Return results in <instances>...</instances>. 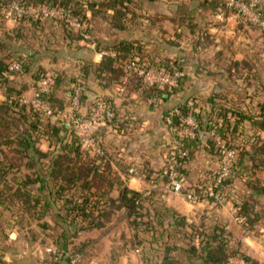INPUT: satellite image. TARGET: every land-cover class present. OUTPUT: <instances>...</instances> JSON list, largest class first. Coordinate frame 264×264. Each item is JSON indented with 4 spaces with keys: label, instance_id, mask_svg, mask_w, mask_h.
<instances>
[{
    "label": "rangeland",
    "instance_id": "1",
    "mask_svg": "<svg viewBox=\"0 0 264 264\" xmlns=\"http://www.w3.org/2000/svg\"><path fill=\"white\" fill-rule=\"evenodd\" d=\"M19 1L22 2V0ZM78 1L82 3L86 0ZM130 1L127 7L132 10H129L125 23H129L130 28L133 29L140 26L143 28L144 21L148 20L150 25L152 22H156L157 19H161V11L167 6L166 0H145L143 2L134 0V3ZM147 1L150 2L147 3ZM15 5H18L16 0H0V39H8L6 40L7 46L5 49H0V58L2 57V62L7 65L12 66L15 61H18L20 65L17 70H12L10 66L9 70L1 73L4 80L0 79V103L8 95H16L20 97L21 103L30 104L39 110L41 114H45L44 116L60 122V126L65 123H72L73 127L77 128L76 118L82 119L88 109L86 104H82L80 107V93L89 86H93L96 91L100 89L97 82L93 84L88 81L83 70V68H87L85 65L87 62L82 61L80 63L82 59L79 57L83 56L84 53L88 54L86 56L91 59L95 58L96 54L100 58L104 54L115 55V51L107 50V48H105L103 54L94 53V50H98L99 41L113 40L120 36L115 34L114 29L97 15L88 13V19L79 20L73 18L66 9L57 6L52 7L58 9L59 13L57 15L47 14L39 9L47 8L48 5L28 4L24 1L19 5L24 12L18 13L15 11ZM74 5L78 4L74 3ZM140 5H143L144 8L139 7ZM86 9H89L88 6ZM132 11L137 15H132ZM63 13L64 17H62ZM238 18L240 19V17ZM77 20L80 21L81 25L74 26L71 24V21L78 22ZM204 33L206 32L204 31ZM118 34L122 35V32ZM205 35H208V33ZM145 37L141 35L138 38L144 39ZM143 44L138 45L137 43L135 51L146 57V44ZM226 47L221 46V49H217L216 46L210 48L213 52L216 51L214 57H219L216 62L211 63V66L216 67L215 64H217L222 67L224 77L210 75V77H206L207 80L203 76L194 73L197 76L192 79L199 81V83L204 82V80L210 81L213 88L219 85L220 88L216 91L218 93L213 88L209 94L187 93L185 91L186 97L194 99L195 109L203 114V120L206 117L209 118L212 113V109L209 110L212 106L210 98L214 92L215 97L213 100L216 106L213 113L223 114L226 112V106L232 107L237 102L240 104L239 107L244 110L243 100L247 97L245 93H232V90L230 91L227 87V68L230 65L228 54L230 50ZM203 48H206V45ZM83 49H87V52H84ZM130 60L121 62L120 67L125 65L127 68ZM21 62L23 65H30L31 70L22 71ZM145 65L150 69L167 73L163 68L150 67L151 63ZM193 66H196V63L184 66L185 77L183 78H187L188 81L191 79L190 74L194 71ZM174 70L178 71L179 69L175 68ZM44 72L46 73L42 78L52 75L49 90L53 88V94L58 98V106L62 107L56 109V111L53 110L54 113L52 114L46 113L45 109L37 106V100L40 99L37 96L38 83L40 82L38 79L39 75ZM58 78L60 80L59 85L56 84ZM180 79H178V85L173 88L168 84L161 88L168 91L170 94L168 97H171L172 100L177 99L180 94ZM102 81L100 79V82ZM129 83L128 89L125 86V91L119 92L118 87L121 82L111 80L106 88L109 93L102 94L100 97L113 101L114 96L124 98L125 105H129L131 100L129 99V103L126 100L128 94L131 97ZM184 85L189 84L185 83ZM74 88V94H68ZM77 92L79 93L78 103L77 106H74L73 99ZM126 92L129 93L126 95ZM160 99L157 97L151 104L156 105ZM257 99L258 95H256ZM143 100L146 99L142 98ZM168 108L169 105L163 107L162 110ZM33 112L26 110V113L31 116H33ZM252 113L256 114L257 112L254 110ZM218 117L219 115H212L208 121H214ZM106 122L95 124L91 132L97 126L107 124ZM213 126H215V123L212 122L211 127ZM110 127L113 128V125H110ZM102 136L99 137L100 145L93 141V146H83L84 149L92 154L106 153L109 157L110 152L104 140H101V138L103 139ZM108 137L110 140L113 136L109 134ZM34 138L37 140V147L47 154L46 157L37 158L31 155L30 157L20 158L19 154H16L17 152L13 153V150L11 151V149L9 150L7 147L0 145L5 150L4 163L10 164L7 181L0 184L2 191L4 188L6 189L4 194H0V264H192L185 258L182 249H188L191 246L200 248L202 241H207L213 233L219 234L220 237L217 241L213 240V245L221 242L222 246L227 247L229 251L234 249L244 250V235L248 231H253L254 234L261 233L262 235L261 229H264V197H255L256 200L253 205L256 212L254 216L260 217L255 222L257 226L254 223L245 225L244 220L238 218V209L235 213L232 210L228 212L226 205L234 199L242 198L240 191L244 182L239 176L232 183L225 185L223 193L220 191L211 192L210 189L207 192L208 189H206L203 197L202 192H196L193 183H196L195 180L200 177L202 172H218L222 167L219 151L206 146L198 147L193 155H189L183 162V169H186L187 177L193 183L185 185L182 191L175 192L171 190L168 186V180L159 178L156 182L157 186L153 188L156 191L155 195H150L147 198L143 197L145 200L142 206L133 216L129 217L125 209H118L108 216L109 219L105 220L101 227L92 228L90 220L80 217L79 219L83 221L74 224L75 222H71V220L77 217H60L64 213L65 208L62 206L66 203V200H82L85 196H93V194L98 193V190L91 188L89 192L78 187L80 185L71 187L65 184V191L63 192L66 195L65 200L57 197L56 206L54 208L47 207V210L41 204L37 205L35 196L40 195L37 189L40 183L37 181L32 183V181L40 176L38 174L40 169L43 175L48 173L51 165L50 155L57 149V146L55 143H50L44 134L38 135L34 132ZM145 150V148L141 149L144 153ZM249 164L251 168L254 166L252 177H260L262 179L260 184L264 186V157H259L255 163L250 161ZM129 168L131 170L130 174L133 175L135 167ZM127 174L129 176V173ZM26 180L32 183L28 187L24 186ZM58 183L61 182L58 181ZM153 190L147 188L138 191L145 196ZM115 194L117 193L114 190L113 195ZM190 194H197L201 197L194 200L189 197ZM93 198L91 199L94 200ZM186 203L190 204L188 208L184 206L187 205ZM68 205L72 206L70 203ZM97 209L95 208L91 212L95 213V216L100 213V210ZM165 209H168V213L165 212ZM170 209L176 211V215ZM171 215L172 217H178L176 218L177 225L182 226V228H179L180 231H175L168 225V222L173 223L172 221H174L169 220ZM85 219L87 222H84ZM168 249L169 251L172 250L170 254H168ZM166 255L167 257L169 255V257L166 258ZM234 258L237 260L238 257ZM230 259L232 260V257Z\"/></svg>",
    "mask_w": 264,
    "mask_h": 264
},
{
    "label": "trees",
    "instance_id": "2",
    "mask_svg": "<svg viewBox=\"0 0 264 264\" xmlns=\"http://www.w3.org/2000/svg\"><path fill=\"white\" fill-rule=\"evenodd\" d=\"M23 1L28 4H46L50 7L57 6L62 9H66L73 18H77L79 20L88 19L86 9L87 6L93 13L101 12V8L102 11H106V9H112L114 11L111 16L112 25L115 28L124 29L126 25L125 21L127 20V14L129 12L127 4L130 0H95L82 2L83 4L78 0H22V2ZM227 1L228 0H220L218 9L222 10V8L227 7L235 12L233 8L227 6ZM16 2H18V4H22V2H20L19 0H16ZM74 3L78 5H74ZM96 6H99L97 7L99 8L98 10H96ZM262 15L264 16L263 10ZM240 20L246 25L253 27L256 32L264 38V31L260 27V25H258L257 23L246 21L242 18H240ZM6 40H4L3 38L0 39V49H5V47L7 46ZM136 46L137 43L131 40H121L118 43L110 46H100V50H105V48H107V50H113L116 52L115 55H105L102 62L98 64L99 66L97 67V74L100 76L101 81L106 80L107 85L111 80H117L118 83L122 82L127 75V68L125 65L124 67H120L119 64H121V62H123L124 60L130 59H137L144 64L151 63L150 67H157V69L163 68V70H166L170 75H173L175 73V68H178L179 70L184 69L183 61H152V59H150L147 55L146 57H144L137 51H135ZM1 58L0 79L2 78L4 80V76L1 73L3 71L9 70L11 65H7L6 63L2 62ZM21 65L22 71L31 70L32 68L30 65H23L22 62ZM234 65L236 68V70H234V74L236 75L237 79H241L242 82H247L249 85H251L253 81L256 84L260 83L259 87L262 86L261 88L262 90H264V81L262 79H258V75L253 72V68L250 64L235 62ZM106 72L110 74H107L108 77L103 76V73ZM45 73L46 72L39 75V81ZM86 73L87 70L85 71V74ZM231 75H233V72H231ZM183 77H185V75ZM183 77L180 79V90L182 89L186 81V79ZM59 81L60 80L58 78L56 82L57 85H59ZM128 83L129 85H142L141 87L144 88L145 93L152 97H159L163 99L166 95H170L168 91L161 89V85H145L142 79L135 74H131L128 77V81L125 85L127 89ZM219 88L220 86L217 85L213 90L216 92L219 90ZM74 92L75 88L72 89V91H69L68 94H74ZM215 92L212 93L213 95L210 98V103L212 104V106L209 110L212 109V113L210 114V117H206L205 120H203V114L196 111V103H194V99L190 97L187 98L184 102H178L169 109L170 111L171 109L176 107L180 111L179 114H174L172 116V126L180 127L182 124L185 125V119L188 117L195 120L198 124V131L194 137L184 135L180 138V149L187 151V155L184 158H181L179 160L180 164H178V169L185 179V184H191L193 183V181H191L187 177L188 175L186 169H183V162L189 157V155H193V152L198 149V147L206 146L210 149L215 148V150L219 151V155L223 160V153L220 151L217 141L214 140L210 135V131L214 129L216 135L224 139L229 147L236 150V159L230 168L229 176H227L226 178H221L220 180L219 170L218 172L207 173L203 180L198 181L199 183H193L196 192H202L203 197L205 195L206 189H208L207 192H209L210 189L214 192L220 191L221 193H223L225 185L232 183V181L239 176L240 178L246 177L245 185L251 190V192L264 195V186L260 184V180L258 178L252 177L251 174H253L254 172V166L253 168H251L249 164L250 161H253V163H255L259 157H264V142L261 145H257L256 143L253 144L252 148L248 150L243 148L242 143H240L242 142L243 138L241 125L245 120L253 119L254 123L264 130V99L259 102V109L256 111V114L246 113V111L242 110L239 107V102L235 103V105H232V107L226 106L225 113L217 114L216 112L213 113L214 107L216 106V103H214L213 100V98L215 97ZM39 98L40 101L49 104L54 111H56V109L62 108L61 106H58V98L53 94V88L46 92H40ZM190 101H193L192 105L189 104ZM88 103H90V105H88ZM99 103H104L108 108L112 110L113 116L110 119H105V121H107V125L115 126L119 118V111L115 102L107 98L102 99L101 97L93 94L90 87L83 89L79 97L80 107L82 104L88 105L86 115L83 118L90 117L94 108ZM27 109L31 112L34 111L33 116L26 113ZM169 111L167 112V115ZM44 115L45 114H41L39 110L35 109L30 104L21 103L20 97L16 95H8V97L4 98V100L0 103L1 146H5L9 150L11 149V151L13 150V153L17 152L16 154H19L20 158H25L27 156L30 157L31 155L37 158L46 157L47 154L41 151V149L36 145L37 140L34 138V132H36L38 135L44 134L45 137H47V139L50 141V143H55L57 146V149L52 152V155H50L51 165L49 166L50 170L48 171V173L46 175H43V172L40 169L38 171V174L40 176L36 180L32 181V183H36V181L40 183L37 188L38 192H40V195L35 196L37 205L41 204V206H43L44 209L47 210V207L54 208V206H56V202L58 201L57 197L65 200L66 195L63 193L65 191V184L71 187L80 185L78 187H81L82 189L87 191H89L91 188H95L98 190V193H92L94 198L93 196H85L82 200H66V203H64V205L62 206L63 208H65L64 213L60 215V217H77L76 219L71 220V222H75L74 224L80 223L83 221V218H86L90 220L89 222L92 223L91 226L92 228H94L97 226L101 227L103 222L109 219L108 216L112 215V213H114L118 209H125L129 217L133 216L134 214H136V211L139 210L142 206L143 201L145 200V198L143 197L147 198L150 195H155V189L153 190V192L147 193V195L144 196V194L140 191L130 188L120 175L113 172L110 159L106 153L92 154L87 149H84V144L82 142L78 129L74 128L72 123H65L60 126V122ZM212 115H219V117L214 121H208V119H210ZM212 122L215 123V126L213 127H211ZM102 127V125L97 126V128L90 132L89 135L92 141L99 143V145L101 144L99 141V137L102 134ZM5 131H7L8 133H6ZM202 133H205L208 136L206 143H204ZM172 151L173 149H171V145L168 144L166 158L168 154L172 153ZM4 159L5 150L0 147V184L3 181H7V177L10 172V164H5ZM165 163L166 159L164 165ZM34 164L36 163L34 162ZM30 166L32 167L31 163ZM163 167L152 173L149 172L150 179L154 183H156L159 178L167 179L162 175ZM58 181L61 183H58ZM32 183H29V181L26 180L24 181V186L26 185V187H28ZM51 183L53 184L52 186L50 185ZM114 190L117 193L115 195H113ZM5 191V188L3 189V191L0 189V194H4ZM91 198H93L94 200H92ZM255 200V197L245 196L238 205L239 217L244 218V223H246L245 225H248L249 223H254V225H256L255 222L258 218H260L254 216L256 213L253 207ZM69 203L72 204L71 207L68 205ZM95 208H98L97 210H100L98 216H95V213H91ZM170 210L176 215V211L172 209ZM165 212L168 213V209H165ZM79 217L82 219H79ZM176 218L178 217H172L171 215V217H169V220L172 219L174 221H172L173 223L168 222V225H170L172 229H175V231H180L179 228H182V226L177 225ZM86 219L84 220V222H87ZM219 238V234L213 233L210 235V238L207 241H202V245L200 248L191 246L188 249H182V252L185 253V258L189 260V263L192 264H198V262H200V264H238L232 262L230 259L231 257L241 258L246 264H259L257 260L246 254L244 250L234 249L233 251H229L227 247L222 246L221 242L217 245H213V240L217 241L219 240ZM171 251L172 250L169 251L168 249V254H170ZM168 257L166 255V258Z\"/></svg>",
    "mask_w": 264,
    "mask_h": 264
},
{
    "label": "crops",
    "instance_id": "3",
    "mask_svg": "<svg viewBox=\"0 0 264 264\" xmlns=\"http://www.w3.org/2000/svg\"><path fill=\"white\" fill-rule=\"evenodd\" d=\"M219 1L166 0L167 6L161 11V19H157L156 22H152L150 25L148 20L144 21L145 25H143V28L140 26L134 29L130 28L129 23H126L124 29L115 28L111 23V16L114 12L112 9L102 11L101 8V12L99 13H93L90 9H87V15L89 13L97 15L101 20L104 19L114 29L113 32L120 36L113 40L99 41L98 50H94V53L103 54L105 52V50L99 49L100 46H110L121 40H131L142 45L145 43L147 56L152 61L171 62L180 60L184 62V66L196 63V66L192 68L194 69L193 73L190 74L191 79L188 81L186 78L187 81H185L189 85L182 87L177 98L178 100H172L171 97L166 95L156 105L151 104L157 97L147 95L143 87L136 85H130L129 91L131 92V97H129V92H126V95L128 94L126 100L129 103L130 99L131 104L125 105L124 98L112 97L119 111V118L113 128L107 124H102L101 136L103 135V139L101 138V140H104L110 152L109 159L113 171L122 178H125L127 185L132 189L144 190L148 188L153 190L157 186V183H154L150 179L149 172L152 173L161 169L165 162L167 145L171 136L169 124L165 117L166 112L178 102H184L188 98L186 97V92L200 94H209L211 92L213 85L210 81L204 80V82L199 83V81L192 79L196 78L197 75L203 76L204 79H207L206 77H210V75L224 77L222 67L217 64H215L216 67L211 66V63L216 62L219 58L214 57L216 51L213 52L210 49L211 47L216 46L217 49H221V46H227L226 48L230 50L228 54L230 65H228L227 69L230 70H227V87L230 91L232 90V93H245L247 99L245 98L243 100L244 104H242L246 113L252 114V111H257L259 109V102L264 99V90H262V86L259 87L260 83L256 84L253 81L249 85L247 82L244 83L241 79H237L234 74V70H236L235 62H243L250 64L253 72L258 75V79L264 81V38L253 27L243 23L232 9L224 7L222 10H219ZM130 2L134 3V0ZM149 2L147 1V3ZM142 6L140 5L139 7L144 8ZM97 7L99 6H96V10L99 9ZM262 8L264 11V1ZM152 9L155 11L154 7ZM147 10L149 12L148 8ZM133 14L137 15L132 11ZM204 31L206 33L203 34ZM120 32H122V35L118 34ZM207 33L208 35H205ZM141 35L146 37L144 39L138 38ZM205 45L206 48H203ZM83 50L87 52V49ZM86 55L88 54L84 53L83 56L79 57L82 59L80 63L82 61L87 62L85 64L87 68H83L84 74L87 70L85 75L88 81H91L93 84L97 82L100 88L99 91H96L93 86H89L91 92L99 97L102 94H108L109 91H106L108 86L107 81L103 80V83L100 82V76L97 74L98 64L102 62L105 54L104 56L101 55V58L96 54L95 58L92 59ZM231 72H233V75H231ZM194 73L197 75L195 76ZM107 74L109 73H103V76H107ZM256 95H258L257 100ZM142 98L146 100L142 101ZM168 105L169 108L167 110H162L163 107L165 108ZM241 131L243 138L240 143H242L243 148L248 150L255 143L257 145L263 144L264 130L257 126L253 119L245 120L241 125ZM109 134L113 136L110 140ZM202 135L204 143H206L208 136L205 133H202ZM142 148L146 149L145 153L147 154L141 151ZM129 167H135L133 175L130 174L131 170H129ZM127 173H129V176ZM206 174L207 172H202L195 182L203 180ZM257 178L262 181L260 177ZM242 181L245 183L246 177H243ZM244 183L240 191L242 198L230 201L226 205L228 212L232 210L235 213L237 209L239 210L238 205L245 196L264 197L262 194L251 192L245 185L246 183ZM189 205L184 206L188 208ZM238 218L244 220L242 217ZM261 231L262 235L261 233L254 234L253 231H248L244 235V251L257 260L259 264H264V229H261ZM235 259L232 257L231 261L238 264H246L241 258Z\"/></svg>",
    "mask_w": 264,
    "mask_h": 264
},
{
    "label": "built area",
    "instance_id": "4",
    "mask_svg": "<svg viewBox=\"0 0 264 264\" xmlns=\"http://www.w3.org/2000/svg\"><path fill=\"white\" fill-rule=\"evenodd\" d=\"M20 4L15 5V11L18 13L24 12L19 7ZM262 5L263 0H228L227 6L233 8L237 17H240L246 21L252 23H257L264 31V16L262 15ZM50 6L47 8L43 7L39 10L46 12L47 14L57 15L58 9H54ZM64 17V13L63 16ZM76 20V19H75ZM78 21V20H77ZM79 22V23H78ZM71 21V24L74 26L81 25L80 21ZM12 69H19L20 65L18 61L12 63ZM131 74H135L142 79V81L147 85H170L171 88L178 85V79L184 76L183 70L176 71L173 75H170L168 72H161L158 70L150 69L144 63L133 59L127 65V75L121 82L118 87L119 92L125 91V85L128 81V77ZM52 82V75L48 77H43L39 82V88L37 89V96L40 92L49 91L50 85ZM79 93H76V96L73 99V105L77 106ZM190 105L193 104V101L189 102ZM37 106H41L45 109L46 113H54L53 108L50 107L47 103L37 100ZM180 111L178 108L174 107L171 109L167 115V122L170 127L171 136L169 138V144L171 149H173L171 154H168L166 158V163L162 169V175L167 178L168 186L171 190L175 192L182 191L185 188V179L178 169V164H180V159L184 158L187 155V151L180 149V138L182 136H191L194 137L197 134L198 124L195 120L188 117L185 119V125L182 124L180 127L172 126V116L174 114H179ZM113 116L112 110L108 108L104 103H99L93 110L92 114L88 118H76V124L78 132L83 141L84 146H93V141L90 138V132L95 127L97 123H103L105 119H110ZM171 125V126H170ZM210 135L214 140L217 141L220 151L223 153L222 167L219 171V178L221 180L229 176L230 168L236 159L237 152L234 148H231L227 145V142L222 139L220 136L216 135L214 130L210 132ZM177 151V152H176ZM134 171V170H132ZM212 192V191H211ZM190 198L197 200L201 196L197 194H190Z\"/></svg>",
    "mask_w": 264,
    "mask_h": 264
}]
</instances>
